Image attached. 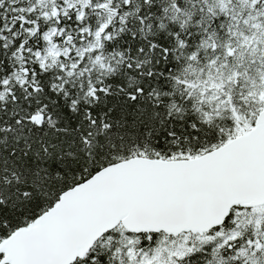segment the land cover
I'll use <instances>...</instances> for the list:
<instances>
[{"label":"snow or ice","instance_id":"1","mask_svg":"<svg viewBox=\"0 0 264 264\" xmlns=\"http://www.w3.org/2000/svg\"><path fill=\"white\" fill-rule=\"evenodd\" d=\"M0 264H264V0H0Z\"/></svg>","mask_w":264,"mask_h":264}]
</instances>
